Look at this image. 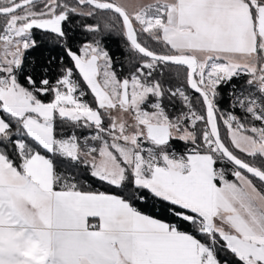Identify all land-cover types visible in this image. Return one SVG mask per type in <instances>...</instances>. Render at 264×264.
<instances>
[{"label":"snow or ice","instance_id":"snow-or-ice-1","mask_svg":"<svg viewBox=\"0 0 264 264\" xmlns=\"http://www.w3.org/2000/svg\"><path fill=\"white\" fill-rule=\"evenodd\" d=\"M0 264H264V0H0Z\"/></svg>","mask_w":264,"mask_h":264},{"label":"trees","instance_id":"trees-1","mask_svg":"<svg viewBox=\"0 0 264 264\" xmlns=\"http://www.w3.org/2000/svg\"><path fill=\"white\" fill-rule=\"evenodd\" d=\"M37 35H40L39 31H37ZM77 35H79V33H77ZM103 45L111 53L114 60L118 61L119 64H123L125 66L127 65L130 57L129 53L125 49L124 40L122 37H119L116 34L106 35V38L103 40ZM60 51L61 50L59 48H53L50 44L45 42L42 44L40 49L30 53L29 58L31 59L32 57H35L38 60H43L49 55L58 56L60 54ZM222 91L226 92L227 89H222ZM222 107H228L227 97H225Z\"/></svg>","mask_w":264,"mask_h":264}]
</instances>
